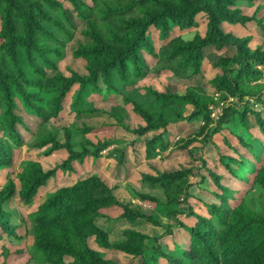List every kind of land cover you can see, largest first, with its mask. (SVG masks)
I'll return each instance as SVG.
<instances>
[{
  "label": "rangeland",
  "instance_id": "rangeland-1",
  "mask_svg": "<svg viewBox=\"0 0 264 264\" xmlns=\"http://www.w3.org/2000/svg\"><path fill=\"white\" fill-rule=\"evenodd\" d=\"M57 1L62 9L43 4L55 21L38 19L33 28L50 64L39 51L28 53L27 44L11 52L0 19V71L12 74L43 109L40 114L12 92L14 112L22 119L15 125L20 142L3 128L6 99L0 89V142L10 146L0 162V190L9 180L15 183V194L3 204L8 228L0 225V264H47L34 247V212L60 187L94 174L113 186L119 199L95 219L112 246L88 238L111 264H217L213 252L222 257V231L233 209L245 201L264 214V185L257 181L264 166V0H234L230 8L243 18L238 23L218 13L219 30L238 41L235 45H209L200 60L187 63L172 42L206 37L210 15L201 11L187 29L171 22L166 36L152 25L146 37L155 55L141 51L148 66L144 75L127 63L125 72L115 67L111 76L100 74L85 89L73 84L58 101L61 75L90 74L88 60L74 53L92 41L85 17L70 2ZM85 1V16L101 28L107 22L120 26L123 12L106 13L120 0ZM124 15V20L131 16ZM24 40L31 42L29 36ZM242 55L241 65L223 61ZM189 91L197 104L187 97ZM53 137L88 153L68 160L66 148L43 143ZM29 160L38 161L49 178L24 201L19 175ZM169 174L174 175L165 182L149 178ZM185 225L200 233L193 236ZM72 259L64 256L66 262Z\"/></svg>",
  "mask_w": 264,
  "mask_h": 264
},
{
  "label": "trees",
  "instance_id": "trees-1",
  "mask_svg": "<svg viewBox=\"0 0 264 264\" xmlns=\"http://www.w3.org/2000/svg\"><path fill=\"white\" fill-rule=\"evenodd\" d=\"M66 1L87 20L85 34L92 43L81 45L74 55L88 60L90 74L88 76L74 74L70 78L61 75L62 85L55 97L57 101L63 98L73 84L79 83L81 89H85L89 81L97 80L100 74L111 76V69L115 67L125 72L127 63L132 64L135 73L144 75V68L148 66L141 51L155 55L154 46L146 37V31L152 25H158L166 36L171 22H177L183 29L191 28L194 18L201 11H206L211 17L210 32L206 37L199 36L190 42L181 39L172 42L177 50L185 55V61L191 63L200 60L204 48L209 45H215L220 49L238 42L219 30L218 13L224 16L223 20L233 23L243 20L236 18L234 15L236 12L230 8L235 4L234 0H213L215 6L208 0H199L201 2L199 7L192 0H120L116 8L108 6L106 13L120 11L123 12V18L125 13H130L131 16L127 20L122 18L120 26L107 22L108 24L101 28L95 20L85 16L83 9L88 7L85 0ZM122 3L125 4L124 7L121 6ZM222 3L226 4L225 8H222ZM43 4L62 9V4L57 0H0L1 36L11 52L15 53L17 45L25 47L27 44L28 53L31 50L39 51L41 58L50 64L45 54L46 50H43L46 47L39 48L34 39L33 28L39 25L38 19L55 21L48 15ZM102 19L104 22L107 21L105 16ZM159 21L164 22V25ZM24 36H29L31 42H25ZM243 58L244 55L237 60L227 58L223 61L227 64L241 65ZM0 89L6 99L5 110L2 113L3 128L21 142L22 138L15 125L22 123V119L14 112L12 92L21 94L26 104L40 114L43 113V109L31 101L30 93L23 90L12 74L0 71ZM194 94L189 91L187 97L197 104ZM141 114L151 125L154 124L148 112L143 111ZM50 142L56 149L66 148L69 153L68 160L84 157L88 153L75 151L70 143H62L55 137L43 143ZM8 150L10 146L0 142V162H4ZM173 175L162 177L151 175L149 178L153 182H165ZM19 177L22 185L20 196L24 201H28L49 178V171H46L38 161L29 160ZM257 181L264 185V166ZM14 194L15 183L9 180L0 190V225L3 228H8L3 204ZM116 204H119V199L114 187L97 174L80 179L72 185L60 187L40 204L33 214L35 249L42 253L47 264H111L101 251L90 246L88 238L94 235L101 245L112 246L107 232L97 226L95 219L101 215L102 208ZM214 211L216 214L221 213L218 207H215ZM185 228L193 236L200 233L199 227L185 225ZM213 254L217 264H264V214L258 213L245 201L237 205L231 212L227 228L222 231V257H219L218 253ZM67 255L73 259L66 262L64 256Z\"/></svg>",
  "mask_w": 264,
  "mask_h": 264
}]
</instances>
